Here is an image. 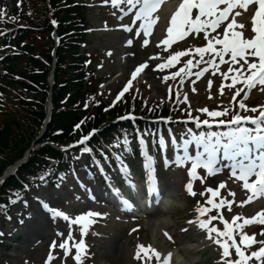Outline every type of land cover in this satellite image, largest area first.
Wrapping results in <instances>:
<instances>
[{"label": "rangeland", "instance_id": "374dc122", "mask_svg": "<svg viewBox=\"0 0 264 264\" xmlns=\"http://www.w3.org/2000/svg\"><path fill=\"white\" fill-rule=\"evenodd\" d=\"M4 1L5 0H0V9L5 5ZM57 1L58 8L56 11L54 10V17H60L61 19L63 18L62 15L69 13L67 12V7L71 6L68 4L66 6V11L64 5H62L63 2L60 0H56V2ZM85 1L86 4H89V15L95 17L93 26H99L103 30L102 37L93 38L96 40L94 48L99 49L102 54L100 61L95 63V68L102 76L104 86L108 85V82L110 83L105 88V103L114 102L116 100V92L120 87H123L124 84L127 85L135 67L139 66L141 62H147L149 68L153 70L150 71L146 69L137 76V79L133 81L132 87L128 90V95L130 97L141 98L147 105H158L161 104V102H166L172 96L173 92L176 94L177 91H179L181 102H176V104L186 111H188L189 106L193 109L203 107L218 109L223 106L231 107L234 111H238L236 107L241 97H237L235 101L232 100V96L235 94V88L229 91L226 86L230 84L231 81L222 79L219 72L213 76L210 70L198 80H196L194 76L189 77L185 80V84L181 86L178 82L179 78H177V81L171 80V73L177 71L179 67H181V64L178 63L174 68L165 69L163 73H161L159 69L154 68L157 61L150 60V57L157 56L159 57V62H164L169 53L194 49L195 47L206 44V41L202 38L194 37L191 33L189 36L185 37V39L174 46L168 47L166 50L165 46L160 43L162 39L167 37V27L170 25L171 17L169 12L176 8V4L179 0H175L173 3L170 1L167 7H165L166 4L162 5L160 10L156 13L159 19L157 20V25L153 28V34L148 37L149 44L143 45L142 38L138 37L135 39L133 46H126L128 34L124 33L123 30H104V21H106V24L110 28L116 26L117 23L115 21H111L110 23V19L101 17V14L104 13V11L107 12V8L111 9L110 12L112 15L113 12L117 10L103 4V0ZM42 9L41 0H38L35 19L28 20V23L31 24L30 26L35 30L36 36L30 38L28 43L30 49L33 51L31 55L39 59V62L45 67L46 57L52 48V44L48 40V34L43 36V33L40 32L41 28L46 27L47 23V20L45 22L44 18L41 17L46 18L47 14V17L51 18L52 13L44 14ZM169 9L171 10L168 11ZM71 11L74 12L72 8ZM118 15L119 13L117 12L115 16L118 18ZM249 17L250 15L245 10H240V15L235 17V30L251 36V31H249ZM126 21L129 22V18H125L123 22L125 23ZM120 23L121 21L118 20L117 26ZM62 48L68 51L69 42H65ZM109 53H111V55H109ZM71 59L72 52L68 53L66 59L68 61V63H66L67 65H60L57 67L60 80L59 84L64 80L70 81L73 76L71 71L74 63ZM184 59L183 57L181 58V60ZM25 62L26 59H22L16 64V71L18 70L17 74L20 75L19 70L24 71V74H22L23 76H27V73L31 72L28 70L27 66L25 67ZM221 69L226 71V66L221 65ZM117 73H121L122 75L115 80H111ZM165 74L169 75V80L167 81L163 79ZM191 80H196L195 84H192L190 82ZM209 81H211V84H209ZM222 85L225 86L223 92H221ZM236 87H241V85H237ZM262 88H264V86L257 85L256 88L251 90L248 99L244 101L248 108L254 107L259 111L261 107H264V91L261 90ZM2 94L3 102L0 104V129H2L6 122L17 120L15 119L17 115L25 114L22 122L14 124L16 127H13V140L17 138L18 134L23 136V139L29 142V145L27 144V147L21 151L23 152L22 155L25 154L27 149V152L31 154V151L38 147L37 136L40 130L39 125H35L34 128L31 126V118L29 117L30 109L26 103L23 102L25 100L28 101L32 96L27 95L29 96H26L27 98L18 96L8 85L2 88ZM185 94L188 98L187 103L183 100ZM241 96H243V93H241ZM175 101H177V97ZM13 112L18 113L17 115H13ZM246 113L251 115L257 114L258 112ZM192 114L198 115L196 112ZM199 115L203 116L202 113ZM25 119L26 121L23 122ZM33 131H35V133H33ZM184 132V129L178 128L176 131V134L178 133L177 135H179L178 138H180ZM18 142L19 137L17 143L12 142V144L9 145L10 149L2 151L0 156L9 157L8 155H16L18 150H21L22 147ZM25 157L28 156L26 155ZM176 171H178V169L171 172L172 180H170V183L172 187L169 188L172 190V193L176 194L182 207L167 213L163 212L161 209L156 212L155 215L147 216L148 219L161 215L170 217L171 222L168 224L165 231L171 236V239H168L164 235L165 231L157 234L156 237L153 238L152 234L144 227L145 219L141 221L140 219L131 220L124 216L121 217L111 209L106 208L100 201L96 203L98 206L101 205L99 211L92 207L85 209V206L88 204V199H92V196L95 197V194H93L88 184H85V188L89 191L84 190L86 198L84 202L77 201V188L72 191L71 189H65L61 193L59 188H54V190H52L42 186L40 189L34 190L23 197L20 203L13 207L14 209L9 216H6V218L0 216V232L4 233L3 236H0V241L10 242L14 245L17 244V246L13 245L9 247L10 249L8 252L2 254L5 264H26V262L27 264H77L75 259L76 245L80 240L85 241L84 251L81 253L80 264H160L151 253H149L148 256L141 253L140 258L137 259L136 252L138 245H142L144 248H148L149 246L154 248L161 254V259L166 257L168 253H172L173 250L179 249L181 254L186 257L196 258V264H211V262L219 256V252L221 253L223 250L219 245L214 243L216 238L215 233L212 234L213 238L210 240L206 229H201L198 223H188L189 220H197L192 205L200 201L202 204L198 208H211V205L206 203L209 198L207 188L213 187V190L219 189L220 195L216 197V202L219 203L221 199H225L232 201V203L230 207L224 205L220 209L214 210L216 214L219 215L217 223L218 220L219 222L222 221L220 219L222 216L223 219L231 224L233 217L239 216L248 219L264 210V198L255 199L241 206V202L247 201V197L251 194L243 188L242 182H238L234 177L230 176L228 170H224L214 177L208 176L205 170L200 172L203 183L200 181L192 183L193 191L196 193L195 196H192L182 188L184 179L181 177V171ZM163 174L164 172L162 175ZM197 174H199V171H197ZM162 175H160L158 179L161 182L163 181L162 179L160 180V178L163 177ZM220 183H223L225 187L220 189ZM70 192H72V195H74V192L76 193L74 201H72L73 198L69 195ZM81 193H83V191ZM81 193L79 194L83 195ZM201 193H203V195H201ZM60 194L65 197L59 199L61 196ZM38 196H45L50 200V205L52 207H56L58 211L64 212L65 215L69 216L70 220H74L77 216H86L90 211L100 213L103 219L97 227L91 226L93 228V232H91L92 235L86 237L83 235V232H86V230L84 229L81 232V226L83 225H70L69 222L64 221L62 217L53 218L51 214H43L36 206V203L35 206L32 203ZM24 201H27V206H25ZM62 201L64 202L62 203ZM36 202H39V200H36ZM198 208L196 207V211ZM27 213L32 214L31 219L26 218L24 226H21L18 221L24 218ZM206 215L208 216L207 212ZM9 217L11 218L9 219ZM33 221L34 223L31 226L33 231H31L28 227ZM242 222V220L237 221V223ZM256 224L257 222H253L252 224L246 225L243 231L245 234L252 235L257 240L264 239V236L261 235V233H264V225L259 226V229L256 231L253 230V234H249V226ZM87 226H89V224ZM21 227H23L24 232L15 234L14 232ZM184 229H186V231ZM219 229L221 231L224 230L221 226V222L219 223ZM69 232L72 234L71 240H68ZM237 240L239 242L238 237ZM64 241L68 242L67 255L65 254V249L59 247V244ZM257 247V245L252 246L253 249ZM230 253L232 255L234 253L232 248H230ZM149 256H151V258H149ZM49 257H51V259H49ZM174 261L175 257L172 255L171 264H174Z\"/></svg>", "mask_w": 264, "mask_h": 264}, {"label": "snow or ice", "instance_id": "6c2138e0", "mask_svg": "<svg viewBox=\"0 0 264 264\" xmlns=\"http://www.w3.org/2000/svg\"><path fill=\"white\" fill-rule=\"evenodd\" d=\"M166 2L167 0H103V4H110L112 9L117 10L113 12V15H117V12L119 13L118 20L121 21L119 28L128 34L126 46H133L135 39L138 37L142 38L143 45L149 44L148 37L153 34V28L157 25V20L159 19L156 13ZM240 10H245L251 15V32L254 35L249 36L235 30L234 21L235 17L240 15ZM125 18H129V22L124 23ZM51 23L53 25L57 24L55 20H52ZM190 33L194 37L202 38L206 41V44L194 49L169 53L164 62H159V57L157 56L150 57V60L157 61L154 68L159 69L163 73L165 69L174 68L178 63L181 64L177 71L171 73V80L177 81V78H179L178 82L181 86L185 84V80L189 77L194 76L198 80L210 70L213 76L219 72L222 79L231 81L226 86L227 89L231 91L235 88L232 100L235 101L237 97H241V99L238 102L239 111L223 106L218 109H210L208 107L193 109L189 106L187 120L183 121L186 127L185 132L180 136L179 142L175 136H172L171 143L177 149L175 162L178 166L190 162L188 176L191 177V180H199L201 183H203V180L197 175L198 169L205 170L210 177L228 170L230 176L234 177L236 181L242 182L243 188L251 194L247 197V201L241 202V206L255 199L264 198V107H261L258 111L254 107L248 108L244 102L248 99L251 90L256 88L257 85L264 86V0H181L170 17L167 37L162 39L160 43L165 46L166 50L174 42L183 40ZM182 57L185 59L181 60ZM221 65L226 66V71L221 69ZM146 69L153 70L149 68L147 62H141L139 66L135 67L131 73V79L127 82V86L116 97V100H119L124 93L128 92L129 88L132 87L133 81ZM163 79L165 81L169 80V75L165 74ZM196 80H191L190 82L195 84ZM209 84H211V81H209ZM237 85H241V87H236ZM224 87L223 85L221 86V92H223ZM261 90L264 91V88ZM241 93H243V96H241ZM176 96V102L180 103L179 91H177ZM187 99L185 94L183 97L185 103H187ZM85 107H88V105L85 104ZM193 112L198 113V115H193ZM242 112H258V114L254 116L242 115ZM201 113L203 116L199 115ZM119 119L131 120L133 123L136 121V117L132 115L122 116ZM83 122L82 120L80 123ZM154 123L157 122L154 121ZM165 123H168V121H165ZM189 123L194 125V127H189ZM75 127L79 128L80 124H76ZM93 131L96 130L94 129ZM169 133L171 135V129H169ZM53 134L56 135L58 133ZM144 134H148L147 129ZM152 134L155 135L156 133L153 132ZM137 135L139 136L140 133L137 132ZM88 140L89 136H84L78 142L83 145L80 152L82 154H92V163L103 173L104 168L100 166V160L96 158L93 148L88 145ZM139 143L142 148V154L145 157L144 167L151 172L152 157L143 151L145 141L140 139ZM123 144L126 151H131L128 148L127 133L124 134ZM160 144L161 146L164 145L162 135ZM119 145L120 140L117 138L116 147H119ZM190 146H194V153L190 152ZM73 147L75 145H68L63 149V152L67 153ZM100 155L104 156L105 161L108 160V157L103 152H100ZM113 155L120 164L121 169L126 170L128 166L121 156L115 152ZM79 158V156H73L72 160L75 161ZM168 164L169 160L165 159V167ZM53 171V168L49 167L47 171L34 176L33 183L38 181L36 187L46 186L49 183L48 178L53 174ZM72 174L75 175L74 168L72 169ZM89 175L91 176V172H89ZM59 178L61 181L64 180L65 173L60 172ZM105 178L107 179V177ZM76 179L79 182V177H76ZM149 180L152 181L151 175ZM191 180L186 184V190L190 195L195 196L196 193L193 191ZM2 183L3 181H0V184ZM129 184L131 189L135 190L136 185L132 184L131 181H129ZM55 187L59 188L60 184L56 183ZM80 187L85 189V191H89L83 183L80 184ZM224 187L223 183L219 184L220 189ZM24 188L28 189L29 184H24ZM115 192L118 197L121 195L119 189H115ZM207 192L211 195L206 203L211 205V208L220 209L224 205L231 206L232 201L229 200L221 199L219 203L215 202V198L220 195L219 189L213 190V187H208ZM148 194L149 196L154 195L156 205H159L163 199L161 192L158 191L154 183L150 184ZM14 195L15 198L9 197V203L11 204H15L20 200L19 193ZM91 198L95 199L94 196ZM142 199V196H138L136 201L130 202L129 199L121 197L120 203L124 209L132 211L133 204L136 203V206H138L139 201ZM37 200H39L44 210L51 213L53 218L62 217L70 225H84L85 230L88 224L94 222L89 219L90 217L100 216V213L90 211L86 216H77L74 220H70L69 216L65 215L64 212L58 211L56 207H50L44 198L38 196ZM24 204L27 206V201H24ZM197 211L203 217L210 209L201 207ZM31 215V213H27L18 223L24 225L25 219H31ZM216 219L217 216H211L208 219L189 220L188 223H198L201 229H206L210 240L213 238L212 234L215 233L214 243L223 250V264H264V239L257 240L243 231L246 225L253 222L264 225V210L248 219L239 216L233 217L231 224L225 221L223 231H219L215 227H209L211 221ZM220 219L223 220V217L221 216ZM238 220L243 222L237 223ZM184 230L186 231V229ZM3 235L4 233L0 232V236ZM164 235L171 239V236L166 231ZM261 235L264 236V233H261ZM237 237L239 243H237ZM71 239L72 234L69 232L68 240ZM84 245V240H80L76 245L75 259L77 264H80ZM253 245L258 247L253 249ZM67 246V241L59 244L61 249H65L66 255ZM230 248L235 249L233 258H229ZM141 253L145 256L151 253L160 264H171L172 253H168L166 257L161 259V254L154 248L150 246L144 248L142 245H138L137 259L140 258Z\"/></svg>", "mask_w": 264, "mask_h": 264}, {"label": "trees", "instance_id": "16d2710c", "mask_svg": "<svg viewBox=\"0 0 264 264\" xmlns=\"http://www.w3.org/2000/svg\"><path fill=\"white\" fill-rule=\"evenodd\" d=\"M55 1L52 0L53 5ZM58 2V1H57ZM56 2V3H57ZM56 8V7H55ZM70 14L62 15L63 18L58 19V30H57V36L60 37L61 39L60 43H64L68 30L69 28L67 27L71 23V19H69ZM60 18V17H59ZM57 19V18H56ZM68 24V25H66ZM72 26L74 27L75 24L73 23ZM71 27V26H70ZM47 28L51 29L50 26ZM76 28V27H75ZM49 31V30H47ZM61 46L59 48L58 54H57V60L59 61V64L61 65H67L68 63L67 56L68 53L71 52V44L69 45L68 51ZM25 49L27 51H30L29 45L25 46ZM29 70L31 72L28 73V80L30 81L31 85L29 84L28 88L30 91H33L34 93L37 92V100L35 102H28L26 105L30 109V114L29 117L31 118V126L34 128V126L40 125V123L44 120V114H45V102L47 100V93H48V84L46 82L48 73H47V67L49 62V56L46 57V65L43 67L41 62H39V59H34V58H28V61L26 62ZM79 67V66H77ZM44 70V71H43ZM20 74H24V72L19 70ZM63 74V73H62ZM59 74L56 71V76H55V86L53 88L52 92V106H53V113L51 115L52 120L50 125L48 126L49 132H47L44 137L42 138L44 141H49V142H54L56 144H63L67 143L74 136L80 135V134H85L90 128H96V126L100 125L102 122H106L109 119H112L115 114L120 113L121 111L125 110L124 108H119L114 112H106L103 113L101 112V105L99 104L98 106H94L92 110H82L84 108V104L86 103L85 99H83V107H79L78 102L81 99V95L79 94L80 87L78 90L75 92H72V95L68 98H66V93L68 91H72L75 88V83L74 81L71 80L68 85L65 86L64 89L59 90ZM38 88V91L36 90ZM36 95V93H35ZM89 104V103H88ZM11 113V112H10ZM18 113V112H17ZM16 112H13V115H17ZM25 115V114H24ZM24 115L19 114L13 121H8L5 123V125L2 127L0 130V154H2V151H6L7 149H10L9 145L13 143H17V139L19 137V145H22L21 150L18 154L16 155H8L9 157H1L0 156V174L4 169L8 167V165H11L15 160L19 159L22 156L21 152L23 149L27 147V144L29 145V142H26L23 139V136H20L18 134L17 138L15 140L13 135V127L15 126L17 122H22V119ZM84 118H82V116ZM27 118V117H26ZM84 119H86L85 123L82 124L77 129H74L76 124H81L80 122ZM23 120V122H25ZM16 127V126H15ZM36 131V130H35ZM33 131V133H35ZM53 133H58L54 135ZM55 151L46 149L45 154L49 155V158L52 160L55 158ZM18 154V155H17ZM43 154V151L38 153V157H40ZM37 160H30L29 164L27 166L21 167L20 172H34L33 170L36 167V163L38 162ZM17 181L15 178H10L8 181H6L5 186L6 189L9 190L10 188H13L14 185H16ZM2 190V189H1ZM4 191H1L0 193H5V188H3Z\"/></svg>", "mask_w": 264, "mask_h": 264}, {"label": "clouds", "instance_id": "9594fccd", "mask_svg": "<svg viewBox=\"0 0 264 264\" xmlns=\"http://www.w3.org/2000/svg\"><path fill=\"white\" fill-rule=\"evenodd\" d=\"M179 207H182V204L175 193H169L167 196L163 197V212L167 213ZM170 222V217L164 215L152 219L145 217L144 227L152 234L153 238H155L157 234L163 233L166 230V227ZM172 255L175 257L174 264H196V258L186 257L181 254L179 249L173 250Z\"/></svg>", "mask_w": 264, "mask_h": 264}, {"label": "bare ground", "instance_id": "6f19581e", "mask_svg": "<svg viewBox=\"0 0 264 264\" xmlns=\"http://www.w3.org/2000/svg\"><path fill=\"white\" fill-rule=\"evenodd\" d=\"M169 5V2L168 3H166V5H165V7H167ZM16 245V244H15Z\"/></svg>", "mask_w": 264, "mask_h": 264}]
</instances>
